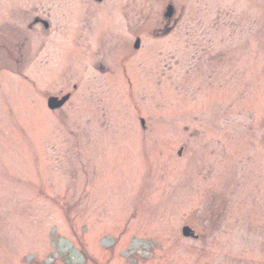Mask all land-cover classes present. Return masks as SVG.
Instances as JSON below:
<instances>
[{
  "label": "rangeland",
  "instance_id": "obj_1",
  "mask_svg": "<svg viewBox=\"0 0 264 264\" xmlns=\"http://www.w3.org/2000/svg\"><path fill=\"white\" fill-rule=\"evenodd\" d=\"M123 2L0 0V264H264V0L170 35Z\"/></svg>",
  "mask_w": 264,
  "mask_h": 264
},
{
  "label": "flooded vegetation",
  "instance_id": "obj_2",
  "mask_svg": "<svg viewBox=\"0 0 264 264\" xmlns=\"http://www.w3.org/2000/svg\"><path fill=\"white\" fill-rule=\"evenodd\" d=\"M96 5H103L107 2L113 11L117 14L127 15L131 11L129 7L123 4L124 0H103L101 2L92 0ZM161 2V20L157 23V31L170 35L177 29L186 31H205L219 32L222 29H227L232 32H250L253 28L252 6L253 0L246 2L232 1L231 7L225 9L221 7L219 0H150ZM196 9L195 11H193ZM192 18L191 22H187L185 18ZM41 22L44 26V21L36 20V23ZM203 39H205L203 37ZM212 39H210L211 41ZM210 43V42H209ZM209 49L202 47L201 52L205 54ZM219 52L210 59H222ZM173 57V55H172ZM190 71H188L189 73Z\"/></svg>",
  "mask_w": 264,
  "mask_h": 264
},
{
  "label": "water",
  "instance_id": "obj_3",
  "mask_svg": "<svg viewBox=\"0 0 264 264\" xmlns=\"http://www.w3.org/2000/svg\"><path fill=\"white\" fill-rule=\"evenodd\" d=\"M99 2L103 1V0H97ZM49 27V24L48 23H45V28L48 29ZM140 40H137L136 43H135V49H139L140 48ZM71 96L70 95H67L61 99L59 98H56V97H52L48 100V108L51 110V111H56V110H59L61 109L62 107L65 106V104L70 100ZM182 234L184 237H192V238H196V235L195 233L193 232V230H191L189 227H185L183 230H182Z\"/></svg>",
  "mask_w": 264,
  "mask_h": 264
}]
</instances>
